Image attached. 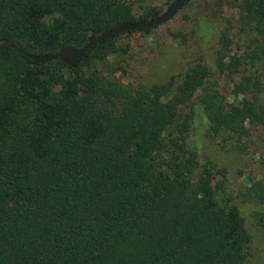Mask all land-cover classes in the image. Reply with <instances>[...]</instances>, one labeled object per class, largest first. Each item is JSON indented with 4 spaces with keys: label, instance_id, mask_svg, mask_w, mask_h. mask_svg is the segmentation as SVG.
Instances as JSON below:
<instances>
[{
    "label": "trees",
    "instance_id": "16d2710c",
    "mask_svg": "<svg viewBox=\"0 0 264 264\" xmlns=\"http://www.w3.org/2000/svg\"><path fill=\"white\" fill-rule=\"evenodd\" d=\"M220 1L235 17L211 21L212 65L161 83L128 88L116 75L127 50L117 38L153 27L70 64L0 44V264H248L250 230L264 239V179L228 194L192 130L203 122L206 138L242 150L264 123V0ZM159 13L136 17L127 0H0V38L54 53ZM232 35L246 37L243 51ZM225 74L238 76L234 103L217 86Z\"/></svg>",
    "mask_w": 264,
    "mask_h": 264
},
{
    "label": "rangeland",
    "instance_id": "374dc122",
    "mask_svg": "<svg viewBox=\"0 0 264 264\" xmlns=\"http://www.w3.org/2000/svg\"><path fill=\"white\" fill-rule=\"evenodd\" d=\"M127 1L132 4V12L137 17L142 9L152 6L159 7L162 12L170 0ZM221 4L220 0H192L147 33L134 31L120 35L116 41L127 46L126 53L116 57L119 59L116 75L120 84L133 88L139 83H161L170 75L180 77L195 62L212 65L216 38L211 30V21L214 19L219 22L222 14L230 20L235 17L232 9ZM245 38L232 35L231 51H243ZM237 78V75L230 74L217 78V86L227 102H235L236 97L231 93V88ZM193 127L192 134L196 139L192 146L198 152L199 163L214 169L224 168L228 194L232 195L246 187L250 180L264 179V123L248 127L250 129L243 139L245 146L242 150L220 147L214 139L206 138L203 135V122L194 120ZM250 232L253 236L246 248L247 262L263 264L262 231L255 228Z\"/></svg>",
    "mask_w": 264,
    "mask_h": 264
},
{
    "label": "water",
    "instance_id": "95a60500",
    "mask_svg": "<svg viewBox=\"0 0 264 264\" xmlns=\"http://www.w3.org/2000/svg\"><path fill=\"white\" fill-rule=\"evenodd\" d=\"M187 1L188 0H173L162 12H160L155 17L147 18L145 20H135L125 24L113 26L102 31L93 39L87 41L79 47L64 46L54 53L35 54L27 52L20 49L18 46L5 38H0V44L20 52L35 63L46 62L48 60L57 58L63 63L70 64L74 60L80 58L94 43L99 42L102 39L139 28L154 27L165 22L166 20L170 19Z\"/></svg>",
    "mask_w": 264,
    "mask_h": 264
}]
</instances>
